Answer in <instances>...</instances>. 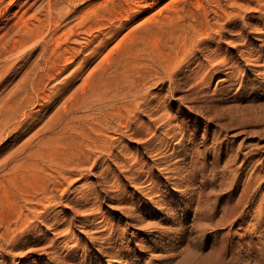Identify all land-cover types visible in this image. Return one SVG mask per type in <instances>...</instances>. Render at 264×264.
I'll return each mask as SVG.
<instances>
[{
  "label": "rangeland",
  "instance_id": "rangeland-1",
  "mask_svg": "<svg viewBox=\"0 0 264 264\" xmlns=\"http://www.w3.org/2000/svg\"><path fill=\"white\" fill-rule=\"evenodd\" d=\"M32 1L35 5L30 6ZM97 1H80L76 13ZM196 1L159 0L145 11L148 15L159 10H194ZM40 2L1 0L0 36L15 24V16L24 10L26 16L31 14ZM139 19L128 23L102 55ZM226 27L211 34L215 43L195 48L188 56L193 62L179 68L172 84L165 79L150 89L149 110L169 115L170 124L162 125V120L151 124L155 115L142 113L132 130L107 133L115 138L113 156L104 155L95 168L85 169L63 194L55 192L47 220L31 224L16 245L0 239V264H264V12L240 11ZM74 30L80 36L85 32L82 27ZM221 52L228 55L224 72H212L204 83L190 87L185 77L207 56ZM67 71L50 86L64 84ZM18 76L11 72L5 76L0 97L15 87ZM80 83L81 79L69 92ZM52 90L47 87L45 93ZM40 101L26 106L27 113L38 114L25 119L19 113L8 124L3 132L7 138L0 143V162L62 103L59 98L41 106ZM148 122L158 130L157 141L153 138L150 143L163 145L162 139L169 138L165 133L176 134L163 145V158L145 149L143 142L151 134L137 133ZM17 124L23 127L13 133ZM134 154L137 161H128L129 171H122L120 160ZM10 167L0 168V232L5 220L17 213L13 200L23 204L20 195L31 193L35 184L30 173L21 175V171L14 182L27 189L20 188L19 193L7 179ZM26 179L27 185L22 183ZM50 239H56V248L42 250Z\"/></svg>",
  "mask_w": 264,
  "mask_h": 264
},
{
  "label": "bare ground",
  "instance_id": "bare-ground-1",
  "mask_svg": "<svg viewBox=\"0 0 264 264\" xmlns=\"http://www.w3.org/2000/svg\"><path fill=\"white\" fill-rule=\"evenodd\" d=\"M40 1L31 14L26 16L28 11L24 10L20 16H15V22L11 19L15 24L11 27L6 25L8 28L0 36V62L4 63L0 65V88L4 86L2 83L7 74L19 75L15 87L8 94L2 92L4 96L0 97V143L7 138L3 132L17 114L28 119L39 113H27L29 103L40 99L43 106L58 102L59 98L62 100L61 106L0 162L2 169L11 166L6 172L7 179L17 186L19 193L21 189L26 191L27 187L14 182L18 173H30L35 182L31 193L21 192L23 204L13 200L17 213L3 223L0 239L9 245H16L31 224L47 220L49 203L55 200V192L63 194L68 188L66 185L81 179L85 169L97 165L104 155L108 158L113 156L115 138L107 133L132 130L139 114L155 115V111L151 112L147 106L150 89L161 85L165 79L172 84L179 68L193 62L188 56L193 55L195 48L215 43L214 36L233 23V16L240 15V11L264 12V0H204L202 3L197 0L194 10L170 9L165 13L159 10L148 15L145 10L157 5L159 0L149 3L148 0H100L79 13H76L77 5L84 0ZM31 5L35 2L32 1ZM136 19H139L137 24L103 56L107 45ZM79 27L85 31L81 36L74 30ZM225 54L207 56L197 70L185 77L190 87L196 88L204 83L213 76L212 72L216 75L223 73L228 59ZM18 63L22 64L16 68ZM93 63L96 64L86 74ZM65 71L69 74L64 84L50 86ZM79 79L81 83L70 93L69 88ZM47 87L53 88L49 94L45 93ZM167 116L156 114L151 124L162 120L163 125L168 122ZM22 127V124L15 125L13 133ZM157 131L148 122L137 133L151 134L146 140L148 142H143L147 143L145 149L162 157L163 145L167 146L176 134L170 132V136L169 132L165 133L169 138L162 139L163 145L153 144L157 141ZM153 138L156 141L150 143ZM128 161L131 164L136 162L137 155L120 160L119 165L124 172L129 171L131 164L127 165ZM257 167L255 164L254 168ZM28 182L26 179L22 183L27 185ZM48 241L42 250L56 248V239Z\"/></svg>",
  "mask_w": 264,
  "mask_h": 264
}]
</instances>
